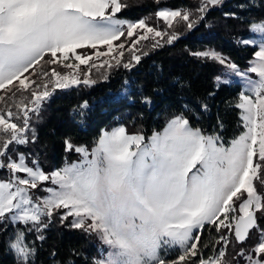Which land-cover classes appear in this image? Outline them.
<instances>
[{
	"label": "snow or ice",
	"instance_id": "snow-or-ice-1",
	"mask_svg": "<svg viewBox=\"0 0 264 264\" xmlns=\"http://www.w3.org/2000/svg\"><path fill=\"white\" fill-rule=\"evenodd\" d=\"M224 2L199 0L195 11L160 8L155 16L175 29L169 32L146 19L119 18L126 7L122 0H0V235L12 228L3 243L14 264H35L37 247L27 234L43 241L55 217L62 225L71 217L66 227L95 234L107 246L93 264H264V42L245 70L214 49L191 53L218 62L226 76L243 83L234 105L242 130L230 141L194 127L181 111L147 137L119 126L104 131L91 149L65 139V152L79 160L50 172L43 170L38 152L20 150L38 143L33 121L57 89L96 83L90 75L96 61L83 79L79 74L93 54L114 61L100 67L131 70L141 62L134 49L149 34L172 44ZM237 7L245 9L246 3ZM222 16L240 18L237 12ZM249 23L252 31L264 33V18ZM160 46V40L152 45ZM86 49L95 51L77 52ZM141 103L151 105L152 97L142 96ZM87 108L85 103L74 110L81 122ZM209 227L218 235L205 241ZM230 244L234 251L226 260ZM171 251L178 255L170 257Z\"/></svg>",
	"mask_w": 264,
	"mask_h": 264
},
{
	"label": "trees",
	"instance_id": "trees-1",
	"mask_svg": "<svg viewBox=\"0 0 264 264\" xmlns=\"http://www.w3.org/2000/svg\"><path fill=\"white\" fill-rule=\"evenodd\" d=\"M122 2L126 7L118 16L128 20L153 15L163 7L195 9L199 3L198 0ZM242 2L246 3L245 9L237 7ZM223 12H237L240 18L225 21ZM261 18H264V0H225L194 29L189 31L184 28V35L172 44L162 42L160 47L155 48L145 45L140 52L141 62L131 70L122 66H104L90 73L95 84L81 83L57 89L39 119L33 121L38 143L20 146V150L38 152L39 163L45 169L57 168L66 160L65 139H70L75 145H90L106 127L123 124H131L137 132L148 136L181 111L185 112L194 127L230 141L242 130L240 110L234 107L241 87L238 84H217L220 68L216 61L197 58L191 53L206 47L216 48L239 67H247L258 47L254 44L244 46L240 41L253 38L249 22ZM144 52L147 55H142ZM142 96H151L153 103H141ZM85 103L88 108L84 109L86 116L81 122L74 110ZM202 103L208 105L207 110L201 107ZM221 123L223 127H220ZM11 232L9 227L0 235V264H14V255L3 243ZM217 235L209 227L203 232L202 239L207 241ZM44 236L45 239L39 241L34 233L27 234L28 242L37 247L35 264H93L96 260L98 249L93 237L82 230L53 221ZM233 251L234 244H230L228 255L231 256ZM176 255V251L169 253L173 258Z\"/></svg>",
	"mask_w": 264,
	"mask_h": 264
},
{
	"label": "rangeland",
	"instance_id": "rangeland-1",
	"mask_svg": "<svg viewBox=\"0 0 264 264\" xmlns=\"http://www.w3.org/2000/svg\"><path fill=\"white\" fill-rule=\"evenodd\" d=\"M198 1H199V0H198ZM185 8H186V7L181 8V10H183V9H185ZM170 9H179V8H170ZM188 9H191V8H188ZM191 10L195 11V9H191ZM119 18L124 19V18H122V17H120V16H119ZM140 19H146L147 22H148V24H149V26H154V27H156V28H158V29H161V30H165V29H166V30L169 31V32L175 30V29H167V25H166L161 19H158V18L155 16V14L150 15V16H146V17H142V18H140ZM126 20H128V19H126ZM138 20H139V19H138ZM129 21H137V20H129ZM138 31L143 32V30H138ZM253 33H254L253 38H251V39H249V40H253V41H255V43H253V44L256 45V46L258 47V45H259L261 42H264V33L254 32V31H253ZM183 35H184V32L182 31V34H180L179 37H180V36H183ZM121 39L123 40L124 38L122 37ZM133 39H135V37H134ZM156 40H160L161 43L164 42V40H162L161 38H153L152 35L149 34V39H148V40H142V41H140V42L136 45V49H134L135 54H136V55H140V52L143 50V48H144L145 45H151V46H152V45L155 43ZM114 43H119V42H114ZM128 47H130L129 42H128L127 40H125V50H124V57H123V59H130V58H131L130 55H129V52L126 50ZM208 49H214V50L220 52V53H221L222 55H224L225 57L229 58L228 55H226V54H225L224 52H222V51L217 50L216 48H208V47H206V48L201 49V50H199V51H204V50H208ZM99 50H100V51H106V48L103 47V46H101V47L99 48ZM94 51H95V50H91V49L77 50L78 53H80V52L94 53ZM112 55H116V53H113ZM254 58H255V57H253L250 61H252ZM229 59H230V58H229ZM72 60H74V57L72 58ZM104 60H109L110 63H114V61H112V60L110 59V57H107V56H106V57H100L99 60H97L96 56L93 54V60L89 62V65H81V67H80L79 74H80L81 79H83V73L88 72L89 67H90V65H91V63H92L93 61H96V62H97V67H95V68H91V72H92L93 70L97 69V68H101V67L99 66V64H100V62H102V61H104ZM209 60H210V59H209ZM230 60H231V59H230ZM231 61H232V60H231ZM250 61H249V64H248L247 67H249V65H250ZM77 63H78V62H77ZM216 63H217V65H218L219 68H220V72H219V75H218V76L221 77V80H224V79H230V80H231V83H228V84H238V85H240V87H241V91H243V90H244V87H243V83H242V81L240 80V78L235 77V76H226V75H225V73H226V71H227L226 68H225L223 65H220L218 62H216ZM105 66H107V65H105ZM48 67H57L58 70H60V71H62V72H64V73H68V72H69L68 69H63V68H62L61 66H59V65H50V66H48ZM238 67H239V66H238ZM247 67H239V68H240L241 70H245ZM37 70H39V69H37ZM73 71H75V70H73ZM91 72H90V73H91ZM249 75H251L253 79H257V77H256V75H255L254 73H250ZM216 83L218 84L217 81H216ZM219 84H222V83H219ZM166 124H167V122H166ZM166 124H165L161 129H156L155 131H161V130L166 126ZM119 126H124V127H126L127 132H128L129 134H136V133L143 134V133H141V132H137V131L134 129L133 125H131V124H123V125H119ZM119 126H108V127H106V128L102 131V133H103L104 131H111L113 128H116V127H119ZM144 135H145V134H144ZM151 135H152V134H150V135H148V136H151ZM145 136H146V135H145ZM146 137H147V136H146ZM85 146H87L89 149H91V148L94 146V143H93V144H90V145H85ZM78 160H79V155H78V154H76V153H74V152H72V153H67L66 160H65L64 164H65V163H70V162H75V161H78ZM64 164H63V165H64ZM63 165H62V166H63ZM62 166H60V167H62ZM60 167H57V168H60ZM42 168H43V167H42ZM57 168L50 167V168H48V169L43 168V170H45L46 172H50V171H52V170H54V169H57ZM257 187H258V190H261V189H260V185H259L258 183H257ZM38 194H39V195H42L43 193H38ZM71 219H72V218L70 217L69 220H68V221H65V224H63V225L59 222V217H55L53 221H58L59 224H60L61 226H66L68 223H70ZM90 235H92V237H93V242H94V244L97 246V249H98V254H97L96 259H99V258H101L102 256H105V255L107 254V253H106L107 246L104 245L103 242H102V241H101V240H100L95 234H90ZM225 259H226V260H230V259H231V256H230V255H226Z\"/></svg>",
	"mask_w": 264,
	"mask_h": 264
}]
</instances>
